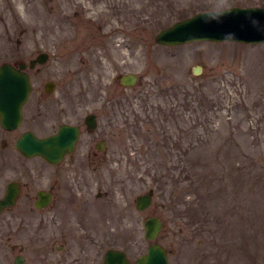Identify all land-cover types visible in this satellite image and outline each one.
I'll return each instance as SVG.
<instances>
[{
    "label": "rangeland",
    "instance_id": "1",
    "mask_svg": "<svg viewBox=\"0 0 264 264\" xmlns=\"http://www.w3.org/2000/svg\"><path fill=\"white\" fill-rule=\"evenodd\" d=\"M232 2L0 0V64L49 55L28 69L26 114L52 81V114L55 99L83 98L101 124L114 118L97 217L129 241L132 262L155 242L169 264H264V43L154 42L172 23ZM127 73L138 77L130 88L117 79ZM35 166L42 185L45 166ZM148 190L152 202L138 211L135 197ZM150 216L163 222L152 241Z\"/></svg>",
    "mask_w": 264,
    "mask_h": 264
},
{
    "label": "flooded vegetation",
    "instance_id": "2",
    "mask_svg": "<svg viewBox=\"0 0 264 264\" xmlns=\"http://www.w3.org/2000/svg\"><path fill=\"white\" fill-rule=\"evenodd\" d=\"M43 65L35 64L30 70ZM27 72L31 81V73ZM43 92L27 115L28 97L17 126L7 129L0 123V202L9 188L15 194L11 205L0 207V264H104L110 249L124 252L129 263L134 264L136 259L132 262L127 254L129 241L119 242V229L106 224L101 227L98 219L102 196L98 168L101 161L108 159L107 141L116 134L110 130L114 118L108 114L109 121L101 124L98 112L84 105L83 98L70 104H64V97L55 99L57 112L52 114L48 100L55 91L48 94L43 85ZM62 125L76 127L78 136L60 162L25 156L16 149L24 133L48 137ZM37 160L45 166L42 185ZM80 161L84 162L79 164ZM40 192L47 198L43 206L37 205Z\"/></svg>",
    "mask_w": 264,
    "mask_h": 264
},
{
    "label": "water",
    "instance_id": "3",
    "mask_svg": "<svg viewBox=\"0 0 264 264\" xmlns=\"http://www.w3.org/2000/svg\"><path fill=\"white\" fill-rule=\"evenodd\" d=\"M242 42L264 43V7L232 6L223 10L204 11L196 13L181 21L159 30L154 36V42L162 46H176L189 42ZM47 53H40L28 64L17 62L0 65V123L7 129L17 126L22 118V106L31 90L28 73L25 69L32 68L36 63H44ZM192 72L199 75V66H194ZM122 86L130 87L137 82V76L132 73L119 75ZM50 92L53 83L44 86ZM78 130L74 126L62 125L59 131L51 136L38 138L32 133H24L16 142V149L25 156H40L48 162L58 163L63 155L74 147ZM152 190L136 197V208L146 209L152 202ZM14 192L9 188L0 207L11 205ZM47 202L44 193H39L37 205ZM145 237L154 240L162 229V221L151 216L144 221ZM104 264H130L125 253L110 249L105 253ZM134 264H168L167 251L160 244L149 245L145 254L137 258Z\"/></svg>",
    "mask_w": 264,
    "mask_h": 264
},
{
    "label": "trees",
    "instance_id": "4",
    "mask_svg": "<svg viewBox=\"0 0 264 264\" xmlns=\"http://www.w3.org/2000/svg\"><path fill=\"white\" fill-rule=\"evenodd\" d=\"M246 1L248 2L247 4L243 3L242 0H233L232 5H235V6H264V2L262 0H246Z\"/></svg>",
    "mask_w": 264,
    "mask_h": 264
}]
</instances>
